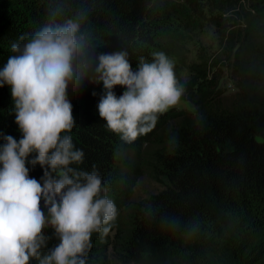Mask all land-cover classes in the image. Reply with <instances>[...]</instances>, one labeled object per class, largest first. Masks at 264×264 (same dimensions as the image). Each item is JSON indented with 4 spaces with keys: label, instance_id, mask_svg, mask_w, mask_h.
Returning <instances> with one entry per match:
<instances>
[{
    "label": "trees",
    "instance_id": "1",
    "mask_svg": "<svg viewBox=\"0 0 264 264\" xmlns=\"http://www.w3.org/2000/svg\"><path fill=\"white\" fill-rule=\"evenodd\" d=\"M64 0L61 17L87 9L84 28L94 56L126 49L135 70L160 52L161 37L175 14L213 23L217 47H200L182 85L194 109L174 107L159 115L147 135L148 147L127 143L109 130L98 112L101 83L85 80L69 97L75 125L70 135L81 163L70 167L97 172L110 191L122 186L113 237L102 248L96 233L87 264H264V0ZM56 0H0V68L14 43L23 44L49 20ZM21 37H24L22 40ZM230 71L237 92L225 102L219 71ZM126 89L116 86L117 97ZM22 138L15 123L11 89L0 87V145ZM144 136V135H142ZM175 138L176 143L170 144ZM132 155L123 154V149ZM30 157L29 159H31ZM30 177L41 181L37 164ZM145 172L157 191L133 200L135 181ZM42 182V181H41ZM42 210L47 213V209ZM175 220L172 228L166 221ZM192 224L198 231L190 235ZM41 256L59 241L51 227ZM30 264H39L32 258Z\"/></svg>",
    "mask_w": 264,
    "mask_h": 264
},
{
    "label": "clouds",
    "instance_id": "2",
    "mask_svg": "<svg viewBox=\"0 0 264 264\" xmlns=\"http://www.w3.org/2000/svg\"><path fill=\"white\" fill-rule=\"evenodd\" d=\"M64 10V0H56L48 22L23 44L14 43L15 55L0 68V87L11 89L22 133L19 140L3 137L0 145V264H30L32 258L39 264H87L93 233L106 236L117 219L98 173L70 167L84 157L70 135H61L75 125L70 88L76 91L85 80L102 82L99 116L127 143L150 133L159 115L185 94L164 52L153 53L151 62L140 58L135 70L126 49L94 56L97 45L84 28L88 10L79 8L61 22ZM116 86L126 89L119 97ZM28 164L44 169L42 182L30 177ZM166 223L178 227L175 220ZM46 227L59 242L41 256L49 240ZM198 227L187 231L193 235Z\"/></svg>",
    "mask_w": 264,
    "mask_h": 264
},
{
    "label": "rangeland",
    "instance_id": "3",
    "mask_svg": "<svg viewBox=\"0 0 264 264\" xmlns=\"http://www.w3.org/2000/svg\"><path fill=\"white\" fill-rule=\"evenodd\" d=\"M249 3V1H246ZM171 27L162 34L160 52H164L173 62L176 78L180 84L187 80L189 65L197 60V52L200 47L215 49L217 47V38L215 28L212 22L207 18L201 17L194 12L189 14H175L171 20ZM220 89L223 93L225 102H229L237 92L230 71L221 69ZM180 108L194 109L193 105L187 100H181L177 105ZM152 139V137H151ZM150 138L139 136L137 140L143 147L150 145ZM123 154L132 155L130 149H123ZM160 184L153 181L145 172L135 181L133 187V200L147 196L149 193L157 191ZM122 186H115L110 191L109 198L114 201L118 208L124 210V199L119 198ZM121 216V215H118ZM117 219L112 222L109 233L105 236L102 233H96L98 242L102 248H106L110 243L115 230Z\"/></svg>",
    "mask_w": 264,
    "mask_h": 264
}]
</instances>
